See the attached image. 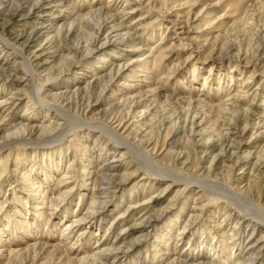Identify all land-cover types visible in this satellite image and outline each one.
<instances>
[{"label":"rangeland","instance_id":"rangeland-1","mask_svg":"<svg viewBox=\"0 0 264 264\" xmlns=\"http://www.w3.org/2000/svg\"><path fill=\"white\" fill-rule=\"evenodd\" d=\"M42 1L0 0V264H264V0Z\"/></svg>","mask_w":264,"mask_h":264},{"label":"bare ground","instance_id":"bare-ground-1","mask_svg":"<svg viewBox=\"0 0 264 264\" xmlns=\"http://www.w3.org/2000/svg\"><path fill=\"white\" fill-rule=\"evenodd\" d=\"M44 1V0H43ZM42 1V3H37V8H40L41 7V5H44V2ZM25 4V3H24ZM20 5V4H19ZM23 6V5H22ZM17 7V6H16ZM19 7H21V6H19ZM24 7V6H23ZM63 7V6H62ZM56 8V7H55ZM27 10V9H26ZM32 10V9H31ZM21 11V10H20ZM53 11V10H52ZM58 11V10H57ZM100 11V10H99ZM17 12V11H16ZM32 12V11H31ZM46 12V11H45ZM48 12V11H47ZM98 12V11H97ZM40 13V12H39ZM44 15V14H43ZM52 15V14H51ZM51 19V18H50ZM189 19V18H188ZM184 26V25H183ZM104 27V26H103ZM122 27V26H121ZM100 28V27H99ZM111 28V27H110ZM110 30V29H109ZM121 30V29H120ZM97 31V30H96ZM105 31V30H104ZM186 31V30H185ZM129 35V34H128ZM110 38V37H109ZM112 38V37H111ZM115 38V37H114ZM50 40V39H49ZM102 40V39H101ZM54 42V41H53ZM99 42V41H98ZM101 42H103V41H101ZM85 44V43H84ZM98 44V43H97ZM45 45V44H44ZM87 45H89V44H87ZM101 47V46H100ZM53 48V47H52ZM69 50H73V51H76V49L75 48H72V47H69L68 48ZM87 49V48H86ZM94 51V50H93ZM66 52V51H65ZM80 52V51H79ZM75 54V53H74ZM83 54V53H82ZM68 56H70V55H68ZM81 56V55H80ZM22 57L26 60V61H28L27 60V58L25 57V56H23L22 55ZM29 62V61H28ZM18 93V92H17ZM16 97V96H15ZM11 99V98H10ZM13 100H14V98H13ZM65 100V99H64ZM1 102V101H0ZM6 102V101H5ZM237 108V107H236ZM259 118V117H258ZM21 119V118H20ZM257 119V118H256ZM12 122V121H11ZM128 125V124H127ZM11 126V125H10ZM22 126V125H21ZM118 127V126H117ZM237 128V127H236ZM123 129V128H122ZM238 132V131H237ZM236 133V132H235ZM227 137V136H226ZM232 142V141H231ZM223 143V142H222ZM220 146H221V144H220ZM215 147V146H214ZM222 147V146H221ZM226 148V147H225ZM231 148V147H230ZM233 152V151H232ZM218 153V152H217ZM209 154V153H208ZM238 154V153H237ZM236 157H238V156H236ZM103 177V176H102ZM107 177V176H106ZM104 189L105 188H103V187H101L100 188V190L101 191H104ZM101 194H105L104 192H100ZM101 198H103V199H105L106 198V196H102ZM153 202V201H152ZM150 204V203H149ZM197 209V208H196ZM148 218V217H147ZM154 218V217H153ZM153 219L151 218V217H149L148 219H146V221H145V223H147V224H149V223H153ZM62 249H60V251H61ZM62 252V251H61ZM175 262V261H174ZM174 264V263H173ZM178 264V263H177Z\"/></svg>","mask_w":264,"mask_h":264}]
</instances>
